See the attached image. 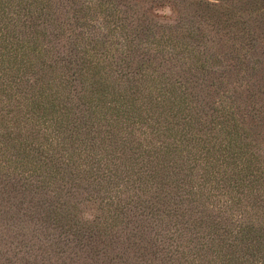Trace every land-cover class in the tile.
Returning <instances> with one entry per match:
<instances>
[{
	"label": "trees",
	"instance_id": "16d2710c",
	"mask_svg": "<svg viewBox=\"0 0 264 264\" xmlns=\"http://www.w3.org/2000/svg\"><path fill=\"white\" fill-rule=\"evenodd\" d=\"M37 2L0 0V213L18 206L10 189L27 192L30 204L21 208L40 225L31 244L23 227L15 230L25 237L18 252L37 257L44 251L37 240L60 255L103 243L108 231L72 205L82 188L109 214L108 227L133 223L161 255L173 247L184 262L264 264V156L230 97L201 109L196 124L173 66L200 53L197 46L188 50L165 29L138 37L140 68L122 72L132 40L116 51L109 40L71 35L60 53L47 37L48 4Z\"/></svg>",
	"mask_w": 264,
	"mask_h": 264
},
{
	"label": "rangeland",
	"instance_id": "374dc122",
	"mask_svg": "<svg viewBox=\"0 0 264 264\" xmlns=\"http://www.w3.org/2000/svg\"><path fill=\"white\" fill-rule=\"evenodd\" d=\"M42 1L37 3L48 4L44 16L52 23L45 27L47 37L55 41L60 53H66L71 35L87 34L99 37V41L109 40L114 46L111 48L116 51L122 46L126 51L125 43L132 40L130 48L133 51L126 57L131 64L127 65L124 58L119 60L122 72L140 68L138 58L141 51L135 47L138 37L157 35L165 29L173 38L178 36L188 50L197 46L200 53L196 56L186 54L184 63L173 66L191 93L190 102L197 109L193 113L196 124L201 127V109L210 112V107H216V100H229L230 97V103L234 100L240 105L237 110L239 122L242 121L246 131L257 139L258 154L264 156V0H102L104 6L99 5V0ZM105 24L107 31L102 28ZM40 28L43 31L44 25L41 24ZM54 32L60 33L58 39L54 38ZM105 45L96 47L101 51L106 49ZM207 65L209 69L203 74L201 70ZM176 75L171 74L170 79ZM242 101H245L244 108L240 104ZM246 101H257L255 108H247ZM88 194L82 188L76 190L75 196L70 198L73 199L72 205L75 204L79 218L88 225L102 224L99 227L110 235L103 237V243L98 246L77 249L76 254L66 255L55 254L42 240H37L44 251L35 250L37 257H34L18 252L20 246L17 247L16 242L25 237L15 233L23 227V232L29 233L24 241L29 244L34 241L30 238L32 230L40 227L36 223L38 217L21 208L30 204L32 195L10 189L11 202L18 206L11 208L6 216L0 213V264H201V257L199 261L189 257V262H184V256L172 252L173 247L161 255L160 248L153 241L140 240L139 234L131 231L133 223L126 220L112 221L108 227L109 222L106 223L105 219L108 213L101 208L99 201L89 199ZM115 226L119 227L112 228Z\"/></svg>",
	"mask_w": 264,
	"mask_h": 264
}]
</instances>
